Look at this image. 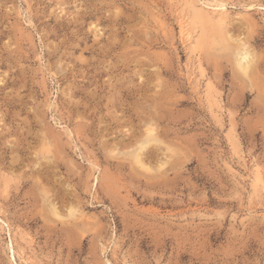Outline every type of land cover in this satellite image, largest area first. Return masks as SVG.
Returning a JSON list of instances; mask_svg holds the SVG:
<instances>
[{
  "label": "rangeland",
  "instance_id": "1",
  "mask_svg": "<svg viewBox=\"0 0 264 264\" xmlns=\"http://www.w3.org/2000/svg\"><path fill=\"white\" fill-rule=\"evenodd\" d=\"M0 264H264V0H0Z\"/></svg>",
  "mask_w": 264,
  "mask_h": 264
},
{
  "label": "bare ground",
  "instance_id": "2",
  "mask_svg": "<svg viewBox=\"0 0 264 264\" xmlns=\"http://www.w3.org/2000/svg\"><path fill=\"white\" fill-rule=\"evenodd\" d=\"M218 4V3H217ZM221 4V3H220ZM209 5V4H208ZM195 7V6H194ZM212 7H213V5H212ZM197 8V7H196ZM217 8H218V6H217ZM194 9V8H193ZM218 10H220L221 12H220V14L222 15V13H224V6L221 4L220 5V7H219V9ZM194 13L193 14H195V9L194 10H192ZM197 11V10H196ZM210 11V10H209ZM202 11L200 10V11H198V14L197 15H201V16H203L202 14ZM195 17H196V15H194ZM205 16V15H204ZM207 16H208V14H207ZM204 18H206V17H204ZM209 18H210V21L212 20L213 21V19H215V18H213V16H212V18L209 16ZM221 19V18H220ZM216 20V19H215ZM224 21V20H223ZM216 24H217V22H215ZM213 25V24H212ZM224 27V26H223ZM225 31V30H224ZM221 33V32H220ZM229 33V32H228ZM231 37V36H230ZM229 37V38H230ZM244 46V45H243ZM243 46H241V48L243 47ZM240 48V50H238L237 52H236V66H237V69L239 70V72L240 73H242V74H247V72H248V70L250 69V67H251V65H253L252 63H253V59L251 58V54L249 53V51H250V49L249 50H247L246 48H242L241 49ZM251 52V51H250ZM254 58V57H253ZM152 134V133H151ZM153 141V140H152ZM151 141V142H152ZM147 143V142H146ZM139 149V148H138ZM143 150H144V148H143ZM139 151V150H138ZM142 151V150H141ZM140 160H142L141 158H140ZM140 160L138 159V162H140ZM137 162V163H138ZM141 163V162H140ZM160 165V164H159ZM139 167H141V166H139ZM162 167V166H161ZM147 170H148V168H146ZM262 181V180H261Z\"/></svg>",
  "mask_w": 264,
  "mask_h": 264
}]
</instances>
